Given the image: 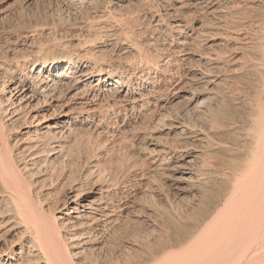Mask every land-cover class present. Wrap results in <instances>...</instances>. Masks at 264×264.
<instances>
[{"label": "bare ground", "instance_id": "6f19581e", "mask_svg": "<svg viewBox=\"0 0 264 264\" xmlns=\"http://www.w3.org/2000/svg\"><path fill=\"white\" fill-rule=\"evenodd\" d=\"M153 2L143 42L121 26L86 23L58 39V53L38 44L43 30L34 29L0 56V264H264V0ZM257 7V19H233ZM180 17L184 24L164 39ZM250 47L260 57H250ZM243 75L256 81L251 93L226 87L231 101H200ZM183 102L207 125L171 109ZM148 130L173 139L150 148ZM231 132L238 145L215 137ZM90 133L122 136L139 160L116 149L99 167ZM213 149L230 157L221 175ZM144 171L191 181L196 201L156 244L159 219L150 214V234L135 217Z\"/></svg>", "mask_w": 264, "mask_h": 264}, {"label": "rangeland", "instance_id": "374dc122", "mask_svg": "<svg viewBox=\"0 0 264 264\" xmlns=\"http://www.w3.org/2000/svg\"><path fill=\"white\" fill-rule=\"evenodd\" d=\"M87 1L88 2L85 1L86 3H83V2H76L73 4L71 3V5H70L69 2L64 3L63 0H0V56L2 57L3 55L5 56V55L10 54L11 50L15 46L14 41L17 38H19L20 36H21L20 38H22L23 35L31 33V31H33L34 29H38L39 31L43 30L42 35L36 36L37 43L51 48L54 51V53L59 52L60 46L58 45L59 42H57L58 39L61 37L64 38V37H66V35L68 37V35L70 34V29H76L77 26H81L82 24L83 25H87V24L90 25L91 24V26L93 25L92 28L95 29L94 27L98 28L99 26H102L103 23L108 22L109 25L111 24L113 26H116V25L121 26V28H123L124 32L128 33V34L127 33H125V34H127L129 37H131L133 39H136L139 42H143L144 38L145 39L148 38V36H145L144 32H145V29L148 28L151 24V20H149L150 19L149 15L153 10H155L157 8L156 3L153 2V0H96V1L95 0H87ZM94 3H96V4H94ZM153 3H155V4H153ZM259 9H260V7H257L256 11L254 10L255 12L254 11H252V12H246V11L241 12L240 11V13H234V14H232V16L234 15L233 19H235L236 22L238 21L239 23L242 24V22L245 23L249 18L257 19L259 17L258 16L259 13L257 12V10H259ZM184 22H185V19H183V17L182 18L180 17L178 20H174L170 24V28L168 27L169 36H167V33H165V35H163L164 39L165 38L169 39V37H170V40H172L173 39L172 36L174 35V29H177L178 27L182 26L184 24ZM179 23L180 24L182 23V25H180ZM97 25H99V26H97ZM172 25H173V27H172ZM174 25H175V27H174ZM248 26L249 25H247L245 28L248 29L247 28ZM55 27H57V28H55ZM253 27H254L253 25L250 26V28H253ZM243 28L244 27H242L241 29L243 31H245L246 29L245 28L243 29ZM250 28L248 30H251ZM212 31L216 32L215 30H212ZM53 36H55V37H53ZM136 37H138V38H136ZM55 38H57V40ZM139 38H141V39H139ZM222 40L223 39L220 36H218V38L213 39V41L211 40L210 44L213 46V48L219 49L222 47V42H223ZM215 43L217 44V46ZM23 48L26 49L25 47H23ZM23 48L19 47L18 53L23 54L25 51H26V53L28 52L27 49L24 50ZM248 50L250 52V54H249L250 57L257 58V56L260 57V55H261V50L258 47H250ZM152 52H153L152 54H148L149 56L150 55H152V56L149 57L148 55H146L145 60H147L149 58L151 59V57L152 58L154 57L156 51L154 50ZM240 60L242 61L243 59L241 58ZM147 61H149V60H147ZM243 76H236L238 78H236V80L234 78L231 81H229V83L225 84L226 85L225 87H224V85H222L223 87H219L217 89H214L215 88L214 87L212 89V91L210 90V92L205 91L201 95L200 101L204 102L203 100L206 101L208 96L211 97V96L215 95L213 101L220 100V102H223V100H224L226 103V100H227V102L230 100L229 99L230 97H227L228 94H226L227 88L230 89L231 92H234V91L237 92L240 90V91H244L246 94L251 93V91H254L252 86H253V81H255V80L249 79V77L247 75H243ZM245 76H247L248 78H246ZM0 82H2V81L0 80ZM241 88H242V90H241ZM213 90H215V91H213ZM3 95L4 94L0 92V99L3 98ZM217 97H219V98H217ZM223 97L224 98L227 97V98L224 99ZM204 98H206V99H204ZM184 103L185 102H183L181 104L180 103L176 104V105H174L175 108L172 107L171 109H173V111H175V112L178 111L182 114L184 112L185 115L188 114L187 118L188 119L190 118L189 121L192 123H195V121H196L197 122L196 124H201V125L206 124L207 125L205 119H203L199 115V113H197L194 110L195 104H192V106H191V105H187ZM190 108H193V109H190ZM231 109L233 111L236 110L234 108V106L233 107L231 106ZM238 112L240 114H238ZM235 113L237 114L236 118L238 120L240 117L244 116V115H242V113H243L242 109H237ZM189 115H191V116H189ZM65 123H66V121H64V124ZM132 130L129 131L130 133L128 132L130 135H132ZM148 131H149L150 135H151V133H153L151 136L149 135V142H147V144L150 143V145H147L150 148L152 146H155L156 142H161V141L170 142V140L172 141V139H173V133L171 134L170 132H168V130H156V131L152 130L153 132L150 130H148ZM148 131H146V132H148ZM235 133L236 132H231L230 134L222 133V136L220 135V133L219 134L216 133L215 137H216V139H224V141H227L229 144H231V145L233 144V146H235V144H237V145L239 144V139L241 138L238 133L237 134H235ZM223 134L225 136H223ZM93 135L90 133V137H92ZM153 135L156 136L157 138L156 137L153 138L154 137ZM232 135H233V137H232ZM234 137H235V139H233ZM95 138L97 141L94 139V136H93L92 139L94 142L92 141L91 145L93 144L95 147V155H99L100 160L98 158L97 162H99V167L101 165V168H103L105 166L102 167V164H100V163H103V165H104L106 162L110 163V161H112V160L107 159V157H108L107 154L110 155V153H111L112 157H116L115 155H117V153L120 152L117 155V157H118L120 155L121 156L122 155H128L131 152L132 158H134V156H135L134 160L136 159V157L139 156V150L130 148L129 147L130 146L129 141L127 142L126 139L125 140L122 139V136L120 138H116L117 140H114L113 142L111 140L110 141H105L104 139L99 140V138H97V136H95ZM156 140H158V141H156ZM159 140H161V141H159ZM236 140L238 141V143ZM151 141H153L154 144H152ZM229 141H231V142H229ZM116 142H118V143H116ZM100 143H102L103 147L101 146ZM97 144H98V146H97ZM112 147L115 148V150L117 149L119 152L117 150H116L117 152H115ZM199 148H201V147H199ZM106 150H108L109 152ZM217 150L218 149H213L212 151H213V153L214 152L215 153L213 154L211 151L212 154H210V155L213 156V157L211 156L212 165H214V163H215L214 166L217 169V172L219 173V175H221L220 173L223 172L222 169H224L226 167L227 162L230 163V161H228V159L230 157H228V156L225 157V155H226L225 153H223L219 150H218V152H216ZM113 152H115V153H113ZM112 153H113V155H112ZM121 153H123V154H121ZM216 153H218V154H216ZM223 157H225V158L223 159ZM105 160H107V161H105ZM136 160L138 161L139 157ZM225 161H226V163H225ZM101 168H98V169H101ZM146 172H147V174L144 171V173H145L144 176L146 175L145 178H144V176H142L143 180H141L142 186L140 185V188L142 191L139 194V196L137 195L138 196L137 201L139 202L140 205L138 204V208H137V212H136L137 215L135 214V217L137 218V223L143 222V224L145 225V226L144 225L142 226L143 229H144V227L146 228L148 226L147 227L148 229L146 231H148L150 229L153 232L154 229H159L156 232H153V234L149 230L150 234H152L150 237L151 243H152V240L154 239L155 241H153V242H154V244H156L158 242V238H159L158 233L160 235V234H162V232L164 233L167 230H169L170 232H173L174 231L173 229L175 228L173 226V224L175 222V218L176 219L178 218L177 220H179V216L182 215L183 211H184L183 214H186V215L191 214L193 212L195 205H196L195 204L196 201L193 198V191L194 190L192 188L193 186H192L191 181L187 182V181L178 180V179H176V175L174 173H172L171 171L167 172L165 174L152 173V175L150 172H148V171H146ZM167 174H169V175H167ZM147 176H149V177H147ZM150 176L151 177L154 176V177L151 178ZM147 181H149V182H147ZM180 188H182V189H180ZM160 189H162V190H160ZM151 204H153V205H151ZM162 206H164V207H162ZM155 208H157V209H155ZM162 208H163V210H161ZM180 209H182V210H180ZM157 212L158 213L160 212V213L158 214ZM150 214H151V218L153 219V221L156 222L159 219L158 220L159 223H158V221L156 222V224L158 226L154 229H152L150 227V225H148V224H151V221H152V219L150 218ZM138 221H140V222H138ZM174 225H176V224H174ZM162 226H165V227H162ZM165 229H166V231H165ZM160 231H161V233H160ZM141 239L142 238H140L138 241L139 244L137 243L138 244L137 248H139V245L141 244L140 243ZM2 247H5L4 242L0 243V251L2 250Z\"/></svg>", "mask_w": 264, "mask_h": 264}]
</instances>
